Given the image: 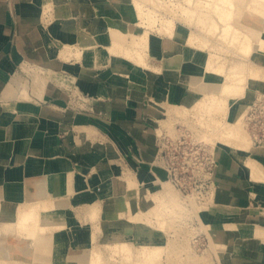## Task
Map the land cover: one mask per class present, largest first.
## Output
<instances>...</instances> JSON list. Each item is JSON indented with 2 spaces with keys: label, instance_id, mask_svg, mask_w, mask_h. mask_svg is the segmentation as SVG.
I'll return each instance as SVG.
<instances>
[{
  "label": "bare ground",
  "instance_id": "bare-ground-1",
  "mask_svg": "<svg viewBox=\"0 0 264 264\" xmlns=\"http://www.w3.org/2000/svg\"><path fill=\"white\" fill-rule=\"evenodd\" d=\"M45 1L34 0L36 10L33 13L46 22L44 18L55 16L49 12L51 3ZM42 3L48 5L41 8ZM88 5L85 6L86 12L100 16V20L82 37L81 42L70 34L71 31L54 34L52 24L47 26L41 22L39 27L38 24L36 26L40 33L36 32L35 41L48 52L50 44L55 45L58 56L63 60L74 57L77 65L85 50L92 47H95L101 59L128 65V71H121L123 74L119 78L136 88H132L130 99L139 104L144 91L138 89L145 88L151 74H162L164 78L167 75L166 81L170 83L176 79L181 85L170 91V95H165V98H170L168 112L181 117L193 116L202 130L203 138L234 156L239 164L240 177L247 178L250 189L256 191L255 196L264 201V161L260 159L259 149L253 148L252 137L245 125L249 103L245 97L247 90L264 89V0H124L122 7L136 23V27L131 29L117 23L116 11L106 4L91 8ZM45 14H49L48 17ZM178 19H183L180 28L177 27ZM137 25L142 29L137 30ZM160 38H165V47L171 56L170 66L166 69L152 62L161 57ZM183 41L187 43V49L183 48ZM23 42L21 40V46ZM225 52L234 53L237 60L228 59ZM183 62L189 64L190 70L186 73L181 70ZM42 69L48 70L45 67ZM76 83L70 84L74 86ZM188 87L194 94H202V98L196 101L180 100ZM240 98L246 99L231 108V104ZM108 111H112V108L109 107ZM39 112L40 108L34 103L19 100L10 108V113L3 116L5 124L11 123L13 116L25 117L27 122L24 127H15L14 134L1 140L2 159L14 155L16 159L18 156L24 159ZM93 122L96 120L91 118L89 124ZM84 127L93 129L89 125ZM126 141L130 139L124 137L122 142L127 144ZM17 146L20 150L15 153L12 149ZM98 153L95 149L89 156L90 160H95ZM44 154L49 172L41 168L35 176L30 177L32 189L21 203L15 205L14 200L22 195L20 183L23 186L27 184L21 181L19 175H10L7 186L0 188V221L10 223L16 229L10 236L14 238L10 246L5 238H0V255L3 257L0 264H10L8 258L11 257L17 260L12 264H20L22 259L29 260L30 257L35 259L36 264H160L166 257L167 264H178L188 251L189 246L176 249L166 245L163 238L162 233L167 232V217L182 221L188 206L194 204L182 202L187 200L170 182L165 170L155 167L158 173L156 181L147 182L149 205L146 208L136 206L132 213L127 214L124 196H115V193L106 191L107 195L114 196L106 202L108 219L102 220V208L97 200L93 201L88 204L85 215L89 222L83 223L80 229V224L71 225L60 214L50 212L65 206L69 181V173L66 172H69V168L62 167V174L55 171L56 156L62 155V149L46 148ZM138 172L143 180L146 177L145 169L141 168ZM2 175L0 170V186L5 180ZM86 178L84 174L78 187L85 185ZM119 181L125 182L131 190L139 187V181L130 175L121 177ZM211 202H214L213 197ZM234 215L230 207L217 204L214 210L202 214L201 221L233 224ZM67 230L83 244L78 252L66 249ZM137 230L141 247L138 251L129 239L132 232ZM99 234L104 237L100 243L102 248L97 243ZM253 235L255 239L251 244L262 240L257 252L262 254L258 264H264V226H257ZM211 241L218 250L220 246L216 240L211 237Z\"/></svg>",
  "mask_w": 264,
  "mask_h": 264
},
{
  "label": "crops",
  "instance_id": "crops-1",
  "mask_svg": "<svg viewBox=\"0 0 264 264\" xmlns=\"http://www.w3.org/2000/svg\"><path fill=\"white\" fill-rule=\"evenodd\" d=\"M66 1L71 3L61 8L57 14V17H60L63 23L54 22V17H51V20H53L52 25L50 24L52 31L54 34L61 31H71L70 34L75 39L80 40L86 32L91 31L89 30V24H87L90 18L98 17L97 24L98 20H100V16L86 12L87 9H85L87 4H89L88 6H95L96 2L92 0ZM102 1L119 12V15L115 18L117 23L126 26L134 25L135 21L124 14L127 11L122 5L121 8L119 7L117 0ZM78 7L81 10L78 11ZM35 10L34 0H0V147L2 139L10 137L11 134H14L15 127L19 125L24 127L27 122L25 117L13 116L12 122L5 124L2 118L10 113L11 107L18 103L19 100H24L34 103L40 108L38 121L27 144L24 159L19 156L16 159L15 155L8 159H2L0 152V170L3 173V178H5L0 188L4 189L7 186L10 175H19L21 181L27 184L23 186L20 183L19 190L23 191L22 195L14 200L15 205L21 203V200L26 199L29 190L31 191L32 189L30 177L35 176L41 168L49 172L48 168H46L48 161L44 154L46 148L54 150L55 147H58L62 149V155L56 156L55 171H57V174H62V167L69 168V172H66L69 173V181L67 182L65 193V206L58 207L56 210L52 209L50 212L52 214H60L71 225L75 223L83 225L76 209L97 200L101 202V217L105 221L108 219L107 198L103 197L102 189L105 182L111 178L120 179L124 170L129 169L133 173H137L141 165L140 161L151 165L154 158V127L148 120V116L152 111L148 107H143L130 99L132 88H136L128 81L126 82L125 79L119 78V75L123 74L121 71H128V65H120L112 60L101 59L98 57L95 47L85 50L78 65L75 58L71 57L63 60L58 56V49L55 45L50 44L49 52L43 49L35 41L34 37H37V33H40V30L36 27L37 24L39 27L40 22L41 24L45 23L41 21L42 19L39 20L38 17L34 16L33 12ZM75 18L77 20L79 18V20L77 21ZM180 26L181 23L177 25L178 28ZM21 40L24 41L22 46L20 44ZM53 40L55 41V38H52ZM160 40L161 57L158 60H154V63L166 69L170 66L171 56L169 51L166 50L165 38H160ZM182 44L183 48L187 49V43L183 41ZM29 64L45 67L48 70H53L56 74V77L49 79L50 89L45 91L42 97L39 93V87L34 85V79L31 75L32 79L30 81L32 83L27 78L14 75L15 69ZM181 70L183 73L189 71V64L183 62ZM59 77L77 82L74 87L78 88L87 97L85 104L88 110L78 111L68 106V97L64 88H69V85L60 83L57 80ZM148 78L149 82L145 88L138 89L144 91L142 101L145 96H154L157 84L164 83L168 76L166 75L164 78L162 74H151ZM172 83L166 81L165 84H172L175 89L181 85L176 79H173ZM189 93L191 92H184L180 100L184 102L190 101L192 97L194 98V95L192 96ZM188 95H190L189 98ZM109 107L112 108L110 112L108 111ZM91 118L95 119L96 122L89 124ZM80 122L84 123V125H89V128H93V135L77 129L76 124ZM122 132H125L126 135L122 134ZM123 136L126 139H130L129 142L126 141L127 144L122 142ZM19 148L17 146L12 151L18 153ZM95 149L99 153L95 160L91 161L89 156ZM17 150L18 152H16ZM227 154L228 158H231L232 163L235 161L238 163L233 155L228 152ZM132 158H135L139 163L134 165ZM260 159L264 161V155L260 154ZM92 163L93 165H91ZM87 168H89L88 171ZM84 174H86L87 181L83 187H78ZM228 174L226 176L229 177L230 181H234L233 177H237V175L240 177L241 175L239 167L237 170L232 168L228 171ZM240 179L245 187L247 185V191H251L250 181L247 178ZM122 193L125 197L126 212L130 214L137 206L136 191L123 186ZM240 204L243 205V202H240ZM237 219L243 218L238 217ZM252 221L261 225V220L256 221L254 219ZM231 225L234 227L236 223ZM15 230L14 225L0 221V238H5L8 246L14 240L10 236L15 233ZM253 231H255V228L251 232L243 234V239L233 232H218V239L228 245L224 252L226 264H258L262 254L257 251L262 240L251 244V241L255 239ZM102 237L103 234H99L97 243L102 241ZM8 238L10 239L8 240ZM82 246L83 244L80 243L76 236L66 235V249L68 251L78 252ZM236 247L239 249L237 248V250Z\"/></svg>",
  "mask_w": 264,
  "mask_h": 264
},
{
  "label": "rangeland",
  "instance_id": "rangeland-1",
  "mask_svg": "<svg viewBox=\"0 0 264 264\" xmlns=\"http://www.w3.org/2000/svg\"><path fill=\"white\" fill-rule=\"evenodd\" d=\"M117 1L121 8V3L124 0ZM45 2L51 3L49 12L55 16L54 18L52 17L54 22L58 21V23H63L62 19L57 17V14L61 8H64L71 2H67L66 0H46ZM95 2L96 5L106 4L102 0H96ZM46 4L48 5V3H42L40 7L45 8ZM106 6L114 10L111 6L107 4ZM91 7L93 6H89V8ZM77 10H81L80 7H78ZM116 14L118 16L119 12L116 11ZM124 14L131 18L129 16L130 14ZM48 15L49 14H45L46 17H48ZM97 19L98 17L96 16L90 18L89 23H87L90 26V30L96 26L97 23H95V21H97ZM53 20L47 18V21L45 22L43 20V22L48 26L53 23ZM75 20L77 19L75 18ZM180 22H183V19H178V24ZM135 24L136 23L134 22V25L129 27L134 28L136 27ZM137 29L141 30L142 28L137 25ZM79 32H81V30H79ZM81 40L82 38L80 39V42ZM77 44L80 43L77 42ZM225 56L230 60L232 58L236 59L235 54L232 52H225ZM152 62L154 63V59ZM14 73V75L27 78L29 81L32 79V76L34 79V85L39 87L41 97L44 95L45 91H48L50 88L49 79L56 77L53 70H41V67L39 68L38 65L35 66L34 64H29L25 67L20 66L15 69ZM57 80L60 83H67L69 85V88H64V90L67 93L68 106L70 108L78 111L88 110L85 104L87 97L78 90V88H75V85L72 86L70 84L72 81L65 80L64 77H59ZM30 82L32 83V81ZM165 83L166 81L157 84V89L154 90L155 95L145 96L141 102L143 107H148L152 111L150 112L152 115L150 114L148 116V120L154 127L153 133L155 139V155L151 165H147L140 161L141 165L138 168V171L141 170V168L145 169L146 177L141 180L139 172L133 173L132 170L129 169L124 170L120 177L130 175L139 181V187H136L137 189L135 190L138 198L137 207L146 208V206L149 205L146 184L148 181H156L158 173L155 167L165 170L170 182L187 200H183L182 202H186L187 204L194 203L188 206V210L185 211L182 221H180V218L176 219L167 217V232H164L166 234L162 233L166 245H171L170 247L184 249L186 246H189L188 251L184 254L178 264H226V255L224 252L228 248V245L218 239V232H233L243 239V234L251 232L256 226H264V201L255 196L254 190L251 189V191H247V185L245 187L244 184H242L241 177L238 175L237 177H233L234 181L229 180V177H227L226 174H228V171L232 168L237 170L239 167L238 163L236 161L232 163L230 160L231 158H228L226 151L219 149L217 146H214L203 138L201 133L202 130L193 116L181 117L177 116V114L175 115L174 112H168L170 108V98L169 96L165 98V95H170V91H174L175 88L172 84L168 85ZM261 90L258 91L257 89L256 91L253 88L247 90V95H245V97H247V102L249 100V103H247L245 125L247 132L252 137L253 148L259 149L260 154L264 155V89ZM188 91L191 92L189 93L190 95H194V98L192 97L190 101L200 100L203 96L202 94H194L191 87H188L187 92ZM190 95H188V98ZM245 99L246 98H240L234 101L233 104H231V108L237 106L239 103H243ZM76 128L89 133V135H93L94 133L93 129H86L82 122H80ZM122 134L126 135L125 132H122ZM132 162L134 165L139 163L135 158H132ZM123 186L128 188L125 182L121 183L119 179H109L105 182V185L102 188L103 197L107 198V202L111 201L114 197L112 196L113 194L110 196L107 195L106 191L115 193V196L123 197ZM231 188L233 189L230 190ZM243 190H245L244 193ZM212 197L214 198L213 203L211 202ZM240 202H243V205H241L242 203L240 204ZM98 203L99 205L101 204L100 201H98ZM217 204L226 205L233 210L235 213V222H233V224L236 223L234 227L230 223L228 224L231 226H227L228 224H218L214 221L208 222L205 219L201 221V217H203L202 214L208 210H214V205ZM76 210L82 224L89 222L88 219H85V215L88 211V204L82 206V208H77ZM238 217L249 221L237 219ZM254 219L256 221L261 220V225L255 224V222L252 221ZM81 227V225L78 226L80 229ZM86 227L87 225L83 228L85 229ZM65 232L66 235L70 234V231L68 230ZM137 232L138 230L133 231L129 239L134 244L135 250L138 251L141 247ZM211 237L214 238L220 246L218 250L213 247ZM100 243L101 242H98V244L101 245L99 248H102L103 246ZM237 248L238 247H236V249ZM2 259L3 257L0 255V261H2ZM166 260L167 257L166 259L164 258L160 264H167ZM8 261L12 264L17 260L16 258L11 257L8 258ZM20 264H36V261L34 258L30 257L29 260L22 259Z\"/></svg>",
  "mask_w": 264,
  "mask_h": 264
}]
</instances>
